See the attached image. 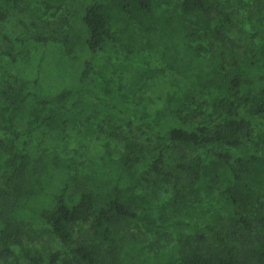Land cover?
<instances>
[{"label":"trees","instance_id":"obj_1","mask_svg":"<svg viewBox=\"0 0 264 264\" xmlns=\"http://www.w3.org/2000/svg\"><path fill=\"white\" fill-rule=\"evenodd\" d=\"M89 1L0 0V22L10 9L35 20L75 3L80 25L78 30L26 28L20 37L3 36L17 73L0 89V170L7 173L0 184V262L5 264L19 247L25 264H264V131L253 134L252 128L256 118L264 121V39L245 48L240 58L225 50V29L232 21L224 5L242 0ZM259 11L264 16V3ZM209 33L213 40L205 44L201 38ZM81 35L84 40L77 45L74 40ZM49 46L61 62L51 57L57 63L54 73L69 74V79L43 94L35 59ZM135 47L157 53L161 66L135 70L133 95L161 73L175 75V82L166 84L159 104L141 123L124 121L147 134L143 141L112 131L122 152L114 158L106 143L99 160L76 167L56 146L83 115L92 65L90 60L77 68L73 64L69 73L62 65L77 49L132 54ZM30 49L35 51L31 61L20 64L16 55ZM45 60L42 55L40 61ZM19 124L25 126L22 131L16 130ZM33 138L47 139L53 149L32 157ZM179 147L198 154L171 160L168 148ZM172 180L183 182L194 200L224 185L221 208L205 224L207 231L195 225L194 233L180 235L175 245L165 229L182 188L174 190V200L158 202ZM143 185L149 189L140 190ZM128 219L153 231L158 243L153 251L121 227ZM41 230L56 237L61 249L40 252Z\"/></svg>","mask_w":264,"mask_h":264},{"label":"rangeland","instance_id":"obj_2","mask_svg":"<svg viewBox=\"0 0 264 264\" xmlns=\"http://www.w3.org/2000/svg\"><path fill=\"white\" fill-rule=\"evenodd\" d=\"M98 1L108 2V0ZM88 2L90 1L88 0ZM263 3L262 0H242L241 2L231 1L224 5V10L230 13L232 21V24L225 29L226 51L228 49L234 51V54L240 58L245 48L257 43L260 39H264V16L259 11V7ZM75 11V3H69L59 10L50 11L41 19L35 20L28 18L19 9H10L7 12V18L0 22V89L5 87L9 83L8 81H12L11 76L17 73L16 63L12 62L6 55V52L10 51V45L3 39V36L9 38L20 37L24 34L26 28L45 32H60L74 26V29L78 30L80 25L78 21H75ZM133 27L139 31L138 26L133 25ZM76 39L74 41L77 45H80L84 40V36L81 35L80 38L77 37ZM201 39L202 42L207 44L213 40V35L209 33ZM228 40L233 41L235 46H232ZM33 52L35 51L30 49L27 52L17 54L16 58L22 61V63L19 62L20 64H28L31 61L30 56ZM42 55L46 59L43 63L40 61ZM52 56L61 66V62L57 60L55 52L51 51L50 46L41 49L35 59V63H39L40 70L38 77L36 76L38 80L37 88L43 94H49L62 86L63 82L60 81L62 78L65 81L69 79V74L58 75L54 73L57 63L53 62ZM86 60H90L92 66L84 84L83 115L75 124L67 127L64 138L56 146L61 156L65 158L72 157L75 160L76 167H79L81 163L99 160L104 153L106 143H109L113 157H117L122 152V145L109 134L112 131L138 137L140 141H143L147 134L140 135L137 130L126 126L124 121L130 120L136 125L141 123L149 108L159 104L164 95L166 84L174 83L176 78L175 75L169 72L161 73L150 80L136 95H133L130 86L134 80L135 70L161 66V59L157 53L141 50L138 47L134 48L132 54H127L121 50L110 53L85 50L79 53L77 49L72 54L71 60L63 63L62 68L66 71L65 73H69L74 70L73 66L75 65L73 64H77L75 66L77 68ZM245 111L246 106L243 105L241 113L246 114ZM24 128L25 126L19 124L16 130L22 131ZM252 128L253 134L261 133L264 131V121L256 118L252 123ZM43 149L48 151L53 149L47 139L38 140L33 138L29 141L28 151L32 152V157H36L34 154L41 152ZM168 153L172 158L171 160L179 159L182 155L191 157L198 154L185 147L168 148ZM167 168L172 169L173 163L168 164ZM6 176V171L0 170V184L5 183ZM179 187L182 188L180 194L183 197L176 199V209L173 211L171 218L172 224L165 229L169 233L168 239L171 240L169 242L171 245H175L180 235L193 234L194 228L192 227L195 225L204 227L203 231H207L205 224L210 222L213 212L221 208V190L224 185L215 187L213 192L209 194L201 193L198 195V199L194 200L192 194L186 188H183V182L176 185L175 180H172L161 189L158 202L161 203L166 199L174 200V190ZM147 189H149L147 185L140 187V190ZM220 214L224 215L223 212H220ZM121 227L128 231L129 236L134 233L137 238L145 242V250L151 252L158 246L156 237H153V231H146L145 227L135 220H124L121 222ZM43 230H41L36 240L40 244L39 251L54 252L61 249L59 240ZM208 237L211 241V237ZM14 254L5 261V264H13L16 260L23 264L27 262L19 247L15 248ZM0 263L4 264V262Z\"/></svg>","mask_w":264,"mask_h":264}]
</instances>
